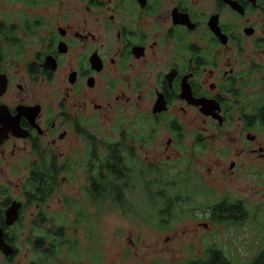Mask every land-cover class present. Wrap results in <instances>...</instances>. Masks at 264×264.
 <instances>
[{
	"label": "flooded vegetation",
	"instance_id": "1",
	"mask_svg": "<svg viewBox=\"0 0 264 264\" xmlns=\"http://www.w3.org/2000/svg\"><path fill=\"white\" fill-rule=\"evenodd\" d=\"M159 132L168 161L189 136L196 154L217 149L207 170L240 169L260 189L264 0H0V264L55 263L39 235L53 199L34 187L39 170L64 183L82 170L94 197L104 158L134 183ZM240 207L226 223L249 220Z\"/></svg>",
	"mask_w": 264,
	"mask_h": 264
},
{
	"label": "rangeland",
	"instance_id": "2",
	"mask_svg": "<svg viewBox=\"0 0 264 264\" xmlns=\"http://www.w3.org/2000/svg\"><path fill=\"white\" fill-rule=\"evenodd\" d=\"M110 129L103 128L100 134L104 146L114 141ZM189 138L169 161L162 148L166 138L160 132L146 151L162 180L175 193L184 191L176 217L170 222L167 214L164 222L159 218L157 207L164 201L150 195L149 189L144 192L142 184L119 182L121 197H126L122 206L113 201L95 204L87 197L88 185L82 170L68 177L70 182L66 183L67 175L60 174L47 213L40 218L45 224L39 231L41 237L56 246L54 264H184L183 261L206 257L210 248L219 250L230 264H250L259 256L264 251V197H260L264 196V183L256 191L255 180H247L240 169L233 175H224L217 168L207 170L208 162L219 158L217 149L196 154ZM234 140L230 138V145ZM229 159L237 160L234 153ZM148 180L151 176L146 177ZM225 201L229 205L240 202L249 211V220L233 225L212 220L209 210ZM203 223L208 224L209 231L199 230ZM35 256L41 261L46 259L37 252Z\"/></svg>",
	"mask_w": 264,
	"mask_h": 264
},
{
	"label": "trees",
	"instance_id": "3",
	"mask_svg": "<svg viewBox=\"0 0 264 264\" xmlns=\"http://www.w3.org/2000/svg\"><path fill=\"white\" fill-rule=\"evenodd\" d=\"M118 163H116L115 158L111 157V153H109L108 156L104 158L103 169L101 171L102 173L100 179L93 178L92 193L94 197H90V198L91 200L94 201V203L96 202L97 204H100L106 201H113L115 203L117 202L120 203L122 206L123 201L126 197H121L123 192L121 188L122 185L119 182L122 181L129 183L132 180H129V173L127 174V170L124 169V166L120 162ZM59 172L60 171L57 169L39 170L35 178L36 184L34 185L35 189H37V192L46 197H51L58 186ZM132 172L134 173V176L133 178L131 177V179H134L135 184L140 186L142 184L141 188L144 190V192H146V190L149 189L150 195H152L154 198L160 197V201L162 200L164 201L161 207H157L158 214H160L159 218H161V220L164 222L165 215L167 214L169 216L168 222H170V220L176 217L175 210L177 209V205L182 202V199H184V197H180L183 196L184 191L180 190L178 192L180 194L175 193L173 191L172 186L165 183L162 180L163 179L162 175H160L159 170L156 169L154 166H151L146 169H135ZM158 174L160 175V178H156ZM147 176H151V180L150 181L148 180L149 182L146 181ZM153 187H156V189H158V192L154 191ZM186 195L188 197L190 196V194H186ZM185 200L187 201L188 199ZM240 205L241 204H239L238 202L229 205L226 201L217 204L215 207L211 209L214 211V215H215L213 220L217 223H221V222H225L226 220H233L232 217L235 219H239L238 214L235 213L238 212V210L242 209ZM218 213L220 216L218 215ZM231 223L234 224L233 222ZM206 258H210L211 260L213 259L214 261H212V264H216L219 262L220 258L225 260L226 257L219 250L215 248H211L207 251ZM258 262H260L259 264H264V253H261L257 257V260L254 261V264H257ZM195 264H200V263H195ZM225 264H230V263L227 261L225 262Z\"/></svg>",
	"mask_w": 264,
	"mask_h": 264
},
{
	"label": "water",
	"instance_id": "4",
	"mask_svg": "<svg viewBox=\"0 0 264 264\" xmlns=\"http://www.w3.org/2000/svg\"><path fill=\"white\" fill-rule=\"evenodd\" d=\"M206 226V224H204Z\"/></svg>",
	"mask_w": 264,
	"mask_h": 264
}]
</instances>
